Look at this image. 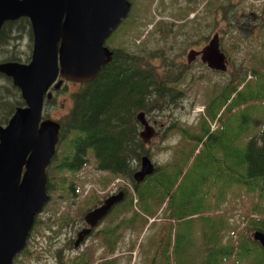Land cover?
I'll return each mask as SVG.
<instances>
[{"label": "trees", "instance_id": "16d2710c", "mask_svg": "<svg viewBox=\"0 0 264 264\" xmlns=\"http://www.w3.org/2000/svg\"><path fill=\"white\" fill-rule=\"evenodd\" d=\"M28 25V20L22 17L0 26V62L28 61L31 47ZM174 26L171 21L157 20L143 40L132 44L131 48L108 47L107 39L105 46L111 50L110 62L91 80L79 84L70 96L71 108L57 119L58 141L50 165L45 169L44 185L48 195L59 188L74 190L61 174H74L86 164L89 153L98 172H106L113 180L121 179L128 186L120 184L124 196L92 231L90 247L79 250L69 259L57 249L56 264H118L124 251H118L116 256L121 239L130 242L123 255L125 264H130L135 245L139 264H264V250L248 235L253 231L264 235V119L260 120L258 129L248 132L245 140L234 146L237 138L227 136L229 141L222 146L221 134L217 129L210 132L207 123L214 121L220 108L221 116L235 108L245 112L264 99V95L249 85L251 77L246 79L248 72L257 78L264 73V55L259 59V70L246 69L245 65L221 84L211 85L198 122L183 128L173 110L182 106L185 90L180 87L192 77L190 64L179 61L178 53H172L176 45L168 44L175 33ZM118 31L115 30L114 35ZM154 33L163 44L158 45L157 38L156 46L149 47ZM23 40L27 53L21 54L17 47ZM194 80L197 82L199 77ZM258 87L264 89V81ZM52 103V99L44 102L43 116ZM18 106H23L18 89L8 77L0 74V126ZM139 111L148 124L161 123L162 140L175 131L180 143L172 148L164 145L163 149L175 156L171 155L162 165L153 164L152 173L135 183L132 175L139 169V158L154 156V147L139 136L140 124L135 119ZM242 129L234 137L240 135ZM180 155H185L184 162L177 166L175 159ZM200 156L205 160L199 163ZM189 160L192 161L191 179L189 185L183 187L180 181L184 175L188 176L182 172ZM53 174H57L56 186L50 181ZM231 185H239L247 195L255 193V203L262 204L253 205L251 213L260 216L245 222L244 232L228 227L221 213L205 214L217 211L226 188ZM214 188L217 189L214 203L209 204L207 198ZM87 199L99 204L94 194ZM94 206L92 204L91 208ZM156 214L160 216L158 221H154ZM64 219L59 220L62 227ZM149 219L153 220L148 223ZM33 222L34 226L39 224L37 218ZM146 226L150 232L140 238ZM28 243L19 256L30 255ZM95 250L98 253L93 260ZM12 260V264H18L16 258Z\"/></svg>", "mask_w": 264, "mask_h": 264}, {"label": "rangeland", "instance_id": "374dc122", "mask_svg": "<svg viewBox=\"0 0 264 264\" xmlns=\"http://www.w3.org/2000/svg\"><path fill=\"white\" fill-rule=\"evenodd\" d=\"M128 2L131 4V10H129L128 15L118 27L119 31L116 35L114 33L111 35L107 41V46L117 48L129 46L131 48L140 39L143 40L148 29L157 20H162L165 23L170 21L175 23V33L170 36L168 44L176 45L172 53H178V56H180L178 57L179 61L190 64V75L192 77L191 80H188L189 78L186 79L180 87L185 90L184 100L181 102L182 106L179 105L173 110V115L182 123L181 126L183 128L189 125L194 126L198 122L197 118L203 114V106L206 105L205 102L211 85L214 83L221 84V82L231 78L235 71L245 65L246 69H260L259 59L264 55V0H162L161 3H159V0H128ZM160 12L163 14L168 13L169 15L165 17ZM171 17H175L176 20ZM136 34L139 35L136 36ZM214 34L220 43L219 48L226 57V67L222 73L207 69L199 60L200 55H189L190 51L194 53L202 46H205L209 38ZM154 36L149 41V47L156 46L155 41L157 38L158 45L163 44L159 40L158 34L154 33ZM25 42L23 40L17 47L21 54L27 53ZM262 75L257 78L248 72L246 79L251 77L248 81L249 85L252 86L254 91L258 90L259 93L264 95V89L258 87L264 81V73ZM197 77H199V80L194 82ZM78 88L79 84L67 82L62 85L60 90L54 91L53 103L47 107L46 116L53 119L63 117L71 108V94ZM221 112L222 109L220 108L214 121L207 122L209 131L217 129L218 133L221 134L222 146L229 141L227 136L237 138L233 146L235 144L238 145L240 140H245L248 132L260 127L259 122L264 119V99L259 100L258 103L248 108L245 112L237 108L231 112H225L222 116ZM149 124L154 128L152 123L149 122ZM241 128H243L241 134L234 137ZM141 129L140 126L139 131ZM179 139L180 137L175 131L168 133L164 140H162L161 132H159L158 136H151L145 142L148 146L152 145L154 147V156L149 158L151 163L162 165L171 159L170 150L163 149V147L164 145H169L170 148L175 147V145L180 143ZM155 146L158 147L155 148ZM56 152H59L57 148ZM185 155H180L175 159L177 166L183 164ZM174 156L172 155V157ZM86 158V164L78 168L74 174H69L68 172L61 174V177L65 178L66 184L71 183L74 190H61L59 188L48 195L49 199L41 213L35 217L39 224L33 225L34 230L31 228L26 242V244L29 242L27 249L30 255L27 257L18 255L16 257L18 264H56L54 256L57 249L64 257L69 259V257L76 255L79 250L89 248L92 244L90 237H86L81 242L80 247L78 246L76 249L67 248L65 243L70 234L76 240V233L80 231L79 228L83 224L84 213L91 209L92 204H98L90 203L87 198L94 194L95 199L100 204L105 195L113 192L115 188V191H117L120 184L128 185L121 179L115 178L113 180L106 172H98L94 167L90 153L87 154ZM204 160L205 158L200 156L199 163ZM190 163L192 161L189 160L182 172L183 175L188 173V176L184 175L180 181L183 187L188 186L191 179ZM56 176L57 174H53L50 180L53 186L57 184ZM210 193L211 195L207 198V201L210 202L209 204H213L217 189L214 188ZM255 201H257L255 193L247 195L239 185H231L226 188L223 201L220 202V207L217 211H207L205 214L214 215L216 212L221 213L226 222H228V227L234 228L238 232H244L245 222L247 223L250 218L260 216L258 213H251L253 205L260 207L263 204L264 206V200L262 204L255 203ZM60 216L65 218L63 227L59 223V220H61ZM155 217L154 221L160 220V216L157 214ZM152 220L149 219L147 221L150 223ZM146 230H148L147 226L142 230L140 238L150 232V230ZM230 231L232 230L229 229ZM227 235L224 233V236ZM248 235L251 237L252 232ZM137 243H140L139 240H137ZM129 246V241L121 239L116 256L119 254L118 251H125ZM95 249H97L96 246ZM124 251L118 264L126 263L123 256L126 255ZM97 253L98 251L95 250L93 260H95ZM137 255V245H135L131 252L130 264H139Z\"/></svg>", "mask_w": 264, "mask_h": 264}, {"label": "water", "instance_id": "95a60500", "mask_svg": "<svg viewBox=\"0 0 264 264\" xmlns=\"http://www.w3.org/2000/svg\"><path fill=\"white\" fill-rule=\"evenodd\" d=\"M130 7L128 0H0V26L24 17L31 32L27 62H0V74L18 89L23 103L0 126V264H12L26 246L33 221L49 199L45 169L55 153L59 131L58 121L42 114L44 101L51 98L50 87L58 89L66 81L85 84L95 77L110 62L105 41ZM219 44L214 34L189 55H200L207 69L222 72L226 57ZM135 119L146 142L154 129L142 111ZM152 171L153 164L142 155L132 178L139 183ZM123 196L122 191L108 195L84 213L87 228L77 233L75 248ZM251 237L264 250V235L253 231Z\"/></svg>", "mask_w": 264, "mask_h": 264}, {"label": "flooded vegetation", "instance_id": "af4514ba", "mask_svg": "<svg viewBox=\"0 0 264 264\" xmlns=\"http://www.w3.org/2000/svg\"><path fill=\"white\" fill-rule=\"evenodd\" d=\"M263 16H264V15H263ZM263 18H264V17H263ZM122 21H123V20H122ZM122 21H121V22H122ZM120 24H121V23H120ZM119 26H120V25H119ZM119 26H118V27H119ZM118 27L115 29L116 31H117ZM115 30H114V31H115ZM114 31H113V32H114ZM113 32H112L111 34H109V35H110L109 38L111 37V35L113 34ZM109 38H108V39H109ZM106 41H107V40H106ZM106 41H105V43H106ZM104 45H106V44H104ZM67 82H68V81H66V82H62V84L60 85V87H59L58 89H57V88L54 89V88H51V87H50V89H49V91H51V98H50V99L53 100V99H54V95H55V94H54V91H56V90H57V91L60 90L61 87H62V85H64V84L67 83ZM76 84H80V83H76ZM45 101H46V100H45ZM45 101H44V102H45ZM48 101H49V100H48ZM43 105H44V103H43ZM56 120H57V119H56ZM161 128H162V125H161V124H157V123L154 124V128H153V129H154V136H158L159 132H162V131H161ZM158 138H159V137H158ZM115 190H116V188L114 189L113 192H111V193H110V192L107 193V194L105 195V197H107L108 195H115V193H117L118 191H121L119 188L117 189V191H115ZM105 197H104V198H105ZM104 198H103V199H104ZM102 201H103V200H102ZM102 201H101V203H102ZM101 203H100V204H101ZM100 204H99V205H100ZM97 205H98V204H97ZM97 205H95V206H97ZM99 205H98V206H99ZM115 205H116V204H115ZM110 209H112V208H110ZM102 220H104V219H102ZM102 220H101V221H102ZM101 221H100V222H101ZM100 222L98 221V223H97L96 225L98 226V225L100 224ZM83 224H84V225H83ZM83 224L81 225V228H79V229H82V228H84V227L87 228V225H86L84 222H83ZM97 226H95V228L93 227L94 229L92 228L93 230H91V231L89 232V234L86 235V236L83 238L82 241H84V239H85L86 237H91V235H92V231H94V230L96 229ZM78 233H79V231H78ZM74 237H75V235H74ZM76 238H77V233H76ZM74 240H75V238H72V235L70 234V236L68 237V239H67V241H66V242H69V241H70V244L68 243V244H66V245L69 246V247L75 248V247H74ZM82 241H81V242H82ZM66 242H65V243H66ZM80 245H81V243H80ZM80 245H78V246L80 247ZM75 249H76V248H75Z\"/></svg>", "mask_w": 264, "mask_h": 264}]
</instances>
